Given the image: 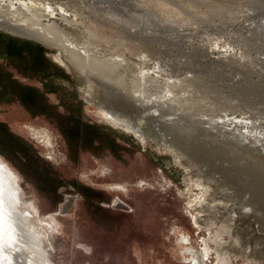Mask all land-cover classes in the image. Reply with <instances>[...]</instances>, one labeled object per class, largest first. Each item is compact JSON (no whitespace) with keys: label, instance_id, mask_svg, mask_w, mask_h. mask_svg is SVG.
I'll use <instances>...</instances> for the list:
<instances>
[{"label":"rangeland","instance_id":"obj_1","mask_svg":"<svg viewBox=\"0 0 264 264\" xmlns=\"http://www.w3.org/2000/svg\"><path fill=\"white\" fill-rule=\"evenodd\" d=\"M48 1L67 11L49 21L69 47L0 26V162L34 211L19 221L52 264H264V202L255 197L264 155L208 126L235 117L264 135V3ZM206 10L222 26L215 34L204 32ZM194 14L204 22L191 31ZM146 20L162 23L159 40ZM179 27L203 45H185ZM64 49L87 73L54 59ZM118 87L131 103L138 94L150 109L161 104L167 141L150 125L134 134L103 117L99 101H121ZM116 108L136 117L132 106Z\"/></svg>","mask_w":264,"mask_h":264},{"label":"bare ground","instance_id":"obj_2","mask_svg":"<svg viewBox=\"0 0 264 264\" xmlns=\"http://www.w3.org/2000/svg\"><path fill=\"white\" fill-rule=\"evenodd\" d=\"M254 1H256L257 4L264 3V0ZM58 15L66 16L67 11L62 5L53 4L48 0H0V26L6 27L10 30V32H18L20 34L31 36L34 38H44L51 40L57 46L66 48L69 47L67 46V42H64L65 38L67 39V37H63V34L59 33L58 28L53 29V27H55V25H53L52 27L54 20L49 21L51 18H57ZM44 20H48V22H45ZM65 50L66 49H64L63 53H61L60 55L54 54V59L60 62L61 64H64V60H67L72 65L76 66L80 71L87 73L85 64H83L81 58L75 57L73 56V54L68 53ZM140 69L142 70V68ZM144 71L140 72L141 77L138 76L137 81L139 83L136 81L139 85L142 84L141 80L146 79ZM149 79L151 78L149 77ZM102 84L103 83H101L100 85ZM97 85L99 86V81L97 82ZM125 92L126 91H124V88L121 89L120 87H118L117 93H119V98L122 99H120L121 101H116L115 99L113 101L109 100L111 97H108L109 99H100L98 106L100 108V113L103 115V117L122 124L123 126L131 129L134 134L140 131V127L150 125L152 131H154L156 134L160 135V137H163L167 141L168 134L166 133L167 131L165 130V127L170 121L165 120V116L161 114L162 112H159L158 108L161 104L157 107L154 106L152 109H150V107L147 106L148 98H146L144 95L139 96L138 94H132L135 101L131 103L126 99L125 96L127 95V92ZM116 98H118V96ZM159 100H157L156 102L158 103ZM102 101L111 102L113 106L109 107ZM117 104L119 106L120 104L122 106L125 105V107L126 105L132 106L135 111L136 117H129V115L127 113H124L122 110H117L116 107H119ZM149 118H154V120ZM133 119L137 122V127H134V125L132 124ZM174 121L178 120H175L174 118ZM203 121L210 122L211 120ZM212 121L214 122L213 124L208 125L209 127H215L222 132L231 133V135H234L233 127H231V124H233V126H236L237 121H239L241 123V128L244 127V130L246 132H242L240 130L241 128H238V133L242 137H248V141H251L250 136L252 135L250 134L251 131L247 130V120H239L238 118L227 116L226 118L221 117V120ZM179 125L181 126V123ZM205 125L206 124H204L203 126ZM252 137L253 145L260 144V147L264 149V135H256ZM176 139L180 140L181 138H179L178 136ZM198 153V150L193 149L191 154L195 157L198 155ZM199 168L201 169V167ZM256 183L258 191L255 197L257 200L260 199L262 202H264V175L258 176V178L256 179ZM196 184L200 185V182L198 181ZM17 195L18 194L14 190V187H12L10 184L8 175H6L5 173L4 164L0 162V264H52L50 259L47 257L46 252L38 243L37 237L32 233V228L19 221V214L16 211V208H14L11 204L12 197H16ZM192 216L193 222L196 225H199L197 216ZM204 241H207V238H205ZM191 252L193 253L192 258H194V253L196 251ZM207 252L208 250L206 249L205 254ZM215 253L218 256V260H220L221 255L224 254V250L221 251L219 249H216ZM193 263L197 264V260Z\"/></svg>","mask_w":264,"mask_h":264},{"label":"built area","instance_id":"obj_3","mask_svg":"<svg viewBox=\"0 0 264 264\" xmlns=\"http://www.w3.org/2000/svg\"><path fill=\"white\" fill-rule=\"evenodd\" d=\"M112 2H114V3H118V2H120V0H111ZM194 1H197V0H194ZM183 9H185L183 6H181ZM221 11H218V13H220ZM193 12L192 11H190V14H192ZM252 14H251V16H253L254 15V13L253 12H251ZM195 15V17H196V23H195V26H186L187 28H189V30H191V31H193V30H199V29H197V26L198 25H201L200 23H202V22H204L203 21V19H202V17L201 16H206V20L208 21V26L204 29L205 31V33H207V34H215V30L217 31V30H220L221 28H222V26H220V24L219 23H216L214 20H216L217 19V15H216V12L215 11H213V10H206V12H205V15H201V16H197V14H194ZM197 19H199L200 21H198ZM148 20H149V17H148ZM243 20H244V22L241 24L243 27H245V28H248L247 27V24H248V21H251L252 19H248V20H246V19H244L243 18ZM256 21L257 20H253V23H251V24H249V28L250 29H252V28H254L255 27V24H256ZM191 22H193V21H191ZM144 24H146L145 26H147L146 27V30H147V32H149V35H151V36H153V37H155V35L154 34H156V31L153 29V27L154 26H156L157 24H158V26H162V23H160V22H158L156 25H154V26H151V20L150 21H145L144 22ZM202 26V25H201ZM257 28V27H256ZM139 29V28H138ZM150 29V30H149ZM261 30H263L264 31V27H263V29H261ZM159 30H157V32H158ZM228 32V31H227ZM177 34H178V36L179 37H182V38H186L187 39V41L185 42V45H188V46H192V45H194V44H198V45H203L201 42H199L198 40H195V39H192V37L193 36H197V35H195V34H187L186 33V31H184L182 28H180L179 27V30L176 32ZM156 36L158 37V40L160 39V37L162 36H160L159 34H156ZM213 44H215V46H223L222 44H219V42L218 41H215ZM180 46H182L181 44H180ZM206 46H212V45H207L206 44ZM206 54H207V52H206ZM210 59V58H209ZM248 122V121H247ZM248 124V123H247ZM231 127H233V124H231ZM215 128V127H214ZM243 128V127H242ZM217 129V128H216ZM238 128H233V132H234V135H231L230 133H226V132H222V131H220V130H218V134H219V136H220V138L221 139H223V140H235V142H238V143H240V144H242V145H247V146H250L252 149H255L256 151H258L261 155H264V149H262L261 147H260V144H257V145H253V137L252 136H256V135H258V134H256V133H254V132H251L250 134L252 135V136H250L251 138V141H248V137L246 138L245 136L244 137H242L239 133H237L238 132V130H237ZM242 132H246L244 129H240ZM237 131V132H236ZM258 136H260V135H258ZM264 140V139H263Z\"/></svg>","mask_w":264,"mask_h":264}]
</instances>
